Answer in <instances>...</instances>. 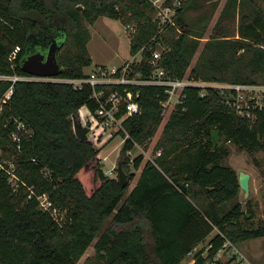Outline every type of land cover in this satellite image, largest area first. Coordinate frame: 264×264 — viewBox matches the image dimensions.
<instances>
[{
    "label": "trees",
    "instance_id": "16d2710c",
    "mask_svg": "<svg viewBox=\"0 0 264 264\" xmlns=\"http://www.w3.org/2000/svg\"><path fill=\"white\" fill-rule=\"evenodd\" d=\"M186 1L190 9L199 0ZM238 9L239 37L206 40L190 77L264 84V12L253 0H228L225 12ZM153 10L149 0H0V74H28L21 62L30 46L61 30L65 39L57 76H85V67L93 63L85 23L109 16L136 25L131 51L143 49L144 58L135 68L144 77L151 75L150 59L162 44L168 48L162 51L161 64L184 77L204 29L181 8L177 24L182 31L170 25L161 34ZM12 84L14 93L0 115V147L5 152L0 160L15 155L21 186L15 192L0 166L1 264H78L93 243L95 254L83 264H186L195 252L194 264H221L216 256L228 240L240 243L264 236V224L243 225L241 218L247 214L238 199L239 173L225 163L229 141L251 153L264 149V107L257 109L252 123L236 113L222 89L186 87L185 98L171 111L157 141L160 155L152 160L141 153L133 159L135 169L142 168L131 188L130 182L123 185L119 177L110 176L100 149L75 133L80 108L97 107L91 85L80 89L66 81L0 78V99ZM137 89L141 112L125 120L121 152L131 179L136 170L128 169V152L157 134L164 119L162 102L169 97L164 85L140 84ZM15 118L32 129L23 136L21 151L11 139ZM214 128L221 131L216 147ZM194 185L209 199L204 209L192 197L197 196ZM32 189L37 195L48 193L53 207L66 211L67 223L61 225L41 207ZM215 228L219 232L196 250Z\"/></svg>",
    "mask_w": 264,
    "mask_h": 264
},
{
    "label": "rangeland",
    "instance_id": "374dc122",
    "mask_svg": "<svg viewBox=\"0 0 264 264\" xmlns=\"http://www.w3.org/2000/svg\"><path fill=\"white\" fill-rule=\"evenodd\" d=\"M149 1L153 4V20L156 22L157 28L161 34L167 33L171 27L170 25H175L177 31L178 29L182 31L180 26L177 24V17L179 16L181 8L183 13H186L188 19H192L195 22V26L202 27V29H204V36L201 38L202 44L196 52L194 59L186 72V76L190 77V72L198 61L206 40L227 38L236 39L239 37V9L236 13H234V11L225 12L228 0H199L196 2V5L190 7V9H188L189 7L187 8L186 0H182V2L177 5L174 3L175 0H158L166 6H172V9L169 11V15L167 16L168 21L166 23L163 22V11H160V7L155 4L153 0ZM253 1L255 4L260 6L264 12V0ZM85 24L91 32V40L88 43V47L93 57V63L85 67L86 71L99 66L111 68L114 66H124L132 61L136 62L143 60V49H140L136 53L131 51V41L136 27L134 23H126L122 19L111 18L109 16H100L94 23L86 22ZM129 24L134 27V30L129 26ZM225 34L231 35L227 36ZM165 48H168V46L162 44L158 50L163 51ZM17 49H19V47ZM198 81L202 84L227 82L217 80ZM172 109L173 106L168 108L166 115L163 116L164 119L157 134L151 140H149L146 144L137 143L135 148L128 152V156H130L129 170L135 169L133 159L141 153L145 155V159L152 160H155V158L160 155L157 152L161 150L156 148V144ZM122 138L123 133L115 135L108 142V144L100 150L104 170L108 173L109 169L114 166L115 171L109 175L116 178H118L119 175L118 162L121 156L123 144L125 142ZM226 146L230 149V154L226 158L225 163L233 166L238 173L241 170L251 173L249 195L246 196L245 191L241 188L238 197L243 204V211L247 214V217L246 215L242 216V223L247 227H258L261 224H264V149H259L251 153L246 149L240 148L238 144L231 141L227 142ZM2 153L5 154L2 147H0V154ZM14 157L15 155L10 157L11 159L6 157L5 160L13 161L15 160ZM141 168L135 169V177L130 180L131 188L136 183V178L140 175L139 170H141ZM192 188L197 191V196H192L193 199L201 208L204 209L209 202L206 193L196 185H194V187L192 186ZM234 202L235 200H232L225 204L224 210H229ZM65 214L66 211L60 208L56 213V217L61 225L67 223ZM218 232L219 229L215 228L214 233L209 235L206 242L203 243L202 246L207 245L214 234ZM232 243L233 244H227L218 253V255L220 254L218 259L221 261V264H264V236L250 238L240 243ZM95 251L96 248L93 243L83 254L78 264H83L88 257L95 254ZM195 253H192L185 260L186 264H190Z\"/></svg>",
    "mask_w": 264,
    "mask_h": 264
},
{
    "label": "built area",
    "instance_id": "2783aa9c",
    "mask_svg": "<svg viewBox=\"0 0 264 264\" xmlns=\"http://www.w3.org/2000/svg\"><path fill=\"white\" fill-rule=\"evenodd\" d=\"M160 7L162 12L163 22L168 21L171 5H165L158 0H153ZM182 0H175V5L180 4ZM134 30V27L129 24ZM18 50V49H17ZM17 52V51H15ZM162 51L156 49L153 51V56L150 59L152 73L149 77H144L141 71H137L135 66L141 61H132L124 66L114 67H94L86 71L83 77L64 78L58 76H39L34 74H15L6 76L0 74V78H10L13 82L24 80H57L71 82L76 88H84L89 84L92 86V100L96 103V109H92L89 105H84L80 108L79 121L88 126V140H90L100 150L105 147L108 142L117 134L126 132L125 120L133 114L141 112L139 97L140 89L134 90L135 86L140 84H157L164 85L165 91L169 95L168 99L163 101L164 109L162 115H166L170 106H175L182 102L186 96L185 88L190 85L214 86L222 89L228 94V103L235 109L236 113L249 119L252 123L256 122L257 109L264 107V84L258 83H242V82H217V83H200L194 77L184 76L179 77L165 66L161 64ZM14 93V84L0 99V115L2 114L4 105L11 99ZM172 109V110H173ZM16 129L11 134L12 141L17 145L18 149L22 150L23 136L31 134L32 129L28 123L20 118L14 119ZM124 141L126 136L123 135ZM101 152V151H100ZM161 151L158 152L160 154ZM0 166L6 171L8 181L14 191H18L21 186V179L18 174V167L15 160H0ZM115 167H111L108 174L113 173ZM32 188V187H30ZM32 194H36L32 189ZM30 195V196H31ZM41 207L49 211L56 217L58 209L53 207L52 201L48 193L37 195ZM233 244L229 240L225 243ZM224 246V247H225ZM220 252V251H219ZM220 254L216 256V259ZM1 264V262H0ZM210 264H219L214 261Z\"/></svg>",
    "mask_w": 264,
    "mask_h": 264
},
{
    "label": "water",
    "instance_id": "95a60500",
    "mask_svg": "<svg viewBox=\"0 0 264 264\" xmlns=\"http://www.w3.org/2000/svg\"><path fill=\"white\" fill-rule=\"evenodd\" d=\"M82 9L83 6L80 5ZM65 39V33H58L49 39H39L33 43L28 53L23 57L21 65L23 70L29 74L39 76H57L62 71V66L59 61L58 53ZM74 129L76 135L83 140H88V126L83 125L79 119L75 120ZM212 141L214 147L217 146L221 139V131L218 128L212 130ZM124 154H121L118 162V177L123 185H127L131 180V172H128L124 165ZM250 178L251 173L241 170L239 172V181L246 196L250 193Z\"/></svg>",
    "mask_w": 264,
    "mask_h": 264
},
{
    "label": "crops",
    "instance_id": "0c3cea01",
    "mask_svg": "<svg viewBox=\"0 0 264 264\" xmlns=\"http://www.w3.org/2000/svg\"><path fill=\"white\" fill-rule=\"evenodd\" d=\"M157 153H158V152H157ZM139 171H140V174H141V170H139ZM139 176H140V175H138V177L136 178V179H137V180H136V183H137V181H138ZM136 183L133 185V187L136 185ZM213 233H214V232H213ZM211 234H212V233H211ZM211 234H210V235H211ZM208 237H209V236H208ZM202 244H203V243H201V244L196 248V250H198V248H201ZM194 262H195V260H194V258H192L190 264H194Z\"/></svg>",
    "mask_w": 264,
    "mask_h": 264
},
{
    "label": "flooded vegetation",
    "instance_id": "af4514ba",
    "mask_svg": "<svg viewBox=\"0 0 264 264\" xmlns=\"http://www.w3.org/2000/svg\"><path fill=\"white\" fill-rule=\"evenodd\" d=\"M59 33H62V31H61V30H59Z\"/></svg>",
    "mask_w": 264,
    "mask_h": 264
}]
</instances>
